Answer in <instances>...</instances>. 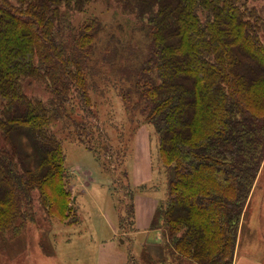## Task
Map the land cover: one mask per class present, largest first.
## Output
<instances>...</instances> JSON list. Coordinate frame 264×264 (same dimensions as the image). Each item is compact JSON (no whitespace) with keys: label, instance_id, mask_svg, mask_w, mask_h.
<instances>
[{"label":"trees","instance_id":"obj_1","mask_svg":"<svg viewBox=\"0 0 264 264\" xmlns=\"http://www.w3.org/2000/svg\"><path fill=\"white\" fill-rule=\"evenodd\" d=\"M98 1L110 2L0 0V237L34 222V194L49 215L69 217L55 128L71 125L96 150L77 118L95 119L92 93L113 83L126 111L158 136L168 195L152 229L169 232L179 258L233 264L264 161V43L242 19L241 0H113L143 22L150 42L104 43L96 20L74 21ZM134 216L133 200V224Z\"/></svg>","mask_w":264,"mask_h":264},{"label":"rangeland","instance_id":"obj_2","mask_svg":"<svg viewBox=\"0 0 264 264\" xmlns=\"http://www.w3.org/2000/svg\"><path fill=\"white\" fill-rule=\"evenodd\" d=\"M239 6L254 38L264 43V0H241ZM89 20L100 24L104 43L110 37L134 45L150 42L143 22L117 8L113 0L91 3L74 16L77 26ZM120 87L101 85L102 91L92 93L96 118H77L92 140L85 135L81 139L96 150L82 145L76 135L81 132L71 125L67 130L57 125L72 210L67 219L49 215L34 194V222H27L17 235L0 237V264H148L149 256L157 264H197L169 251L167 230L150 228L155 210L167 199V173L154 127L126 111ZM32 91L48 98L42 88ZM70 131L74 135L69 136ZM106 144L112 148L110 155L103 150ZM126 169L129 181L123 176ZM132 195L140 232L135 238ZM238 252L241 259L264 263V161L242 216L234 261Z\"/></svg>","mask_w":264,"mask_h":264},{"label":"crops","instance_id":"obj_3","mask_svg":"<svg viewBox=\"0 0 264 264\" xmlns=\"http://www.w3.org/2000/svg\"><path fill=\"white\" fill-rule=\"evenodd\" d=\"M126 159H127V157H126ZM128 181H129V175H128ZM134 207H135V205H134ZM156 210L154 212V215H153V218H152V221H151V224H150V228L151 229H152V223H153V220H154V216H155ZM134 230L135 231H134V237L133 238H135L136 236H138V234L140 233L139 230H138V228H137V226H136V215L134 216ZM238 254H239V252L236 253V258H235L234 264H264L261 261L260 262H255V260L251 259V257H247L245 259H241Z\"/></svg>","mask_w":264,"mask_h":264}]
</instances>
